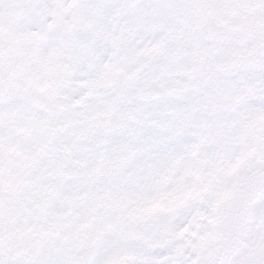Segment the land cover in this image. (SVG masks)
I'll list each match as a JSON object with an SVG mask.
<instances>
[{
	"label": "snow or ice",
	"instance_id": "6c2138e0",
	"mask_svg": "<svg viewBox=\"0 0 264 264\" xmlns=\"http://www.w3.org/2000/svg\"><path fill=\"white\" fill-rule=\"evenodd\" d=\"M0 264H264V0H0Z\"/></svg>",
	"mask_w": 264,
	"mask_h": 264
}]
</instances>
